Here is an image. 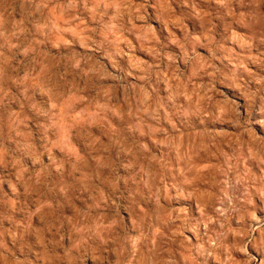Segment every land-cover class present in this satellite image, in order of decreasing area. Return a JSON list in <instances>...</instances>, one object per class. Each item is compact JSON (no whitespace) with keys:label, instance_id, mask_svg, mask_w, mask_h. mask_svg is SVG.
I'll list each match as a JSON object with an SVG mask.
<instances>
[{"label":"rangeland","instance_id":"rangeland-1","mask_svg":"<svg viewBox=\"0 0 264 264\" xmlns=\"http://www.w3.org/2000/svg\"><path fill=\"white\" fill-rule=\"evenodd\" d=\"M232 17L228 0H0V176L14 181L22 165L39 172L54 161L71 160L87 191L89 158L100 162L97 167L111 166L103 154L121 146L147 143L159 149L157 141L165 134L154 128L163 127L172 140L175 177L181 182L185 176L193 179L199 193L162 202V209L154 205L162 233L157 238L159 259L205 264L196 251L203 248L213 252L207 264H264L259 232L248 242L227 231L256 226L250 216L241 225L232 212L225 229L213 225L207 233L203 227L194 233L189 224L201 219L199 202L211 204L222 195L217 181L224 178L226 161L233 156L230 137L237 135L235 126L223 121L198 126L166 118L173 98L195 108L205 93H214L246 104L240 85L245 79L264 78V41ZM77 62L79 68L74 67ZM34 105L49 115L38 117ZM253 129L248 140L259 148L264 127L255 124ZM247 168L250 176L264 177L258 160L249 158ZM228 178L235 177L230 173ZM0 195L6 197L0 202L5 230L13 222L39 230L43 221L38 216L25 222L19 214L8 215L14 194L7 180ZM88 199L90 204V195ZM78 208L80 203L70 211ZM173 208L176 215L186 209V219L169 226L161 218ZM247 211L264 228V198L254 193ZM206 212L212 216L210 207ZM182 223L187 226L181 235ZM241 243L248 244L247 253L238 251ZM36 248L20 254L18 264H52L45 250ZM150 249L149 242L141 251L151 254ZM111 254L114 258L115 249ZM64 264H74L73 257L66 253Z\"/></svg>","mask_w":264,"mask_h":264},{"label":"clouds","instance_id":"clouds-1","mask_svg":"<svg viewBox=\"0 0 264 264\" xmlns=\"http://www.w3.org/2000/svg\"><path fill=\"white\" fill-rule=\"evenodd\" d=\"M228 6L233 11L235 24L251 30L264 41V0H228ZM74 67L79 68V62ZM253 83L255 87L250 86ZM240 87L246 104L233 98H218L214 93H205L195 108L191 103L186 106L173 98L166 107V118L198 126H215L223 121L234 125L237 133L230 137L234 142L233 156L226 161L224 178L217 181L222 195L211 204L207 200L198 203L201 219L189 222L191 231L199 234V229L203 227L207 233L213 225H219L223 230L228 214L236 212L241 225L250 216L256 226L247 230L242 227L228 228L227 231H235L241 240L247 237L248 242H251L254 233L259 232L264 242V228L260 227L256 214L247 211V206L253 203L254 193L264 198V177L257 179L250 176L247 168L249 158L258 160L264 166V144L254 148L248 140L249 133L254 131L253 125L264 127V78L254 81L245 79ZM34 107L38 117L49 115V110L44 107ZM159 119L165 117L161 115ZM154 132L165 134L162 142L157 141L161 145L159 149H150L147 143L134 145L132 149L121 146L103 154L110 158L111 166L97 167L100 162L94 163L89 158V167L85 170L91 173L87 191L72 170L71 160L63 163L54 161L39 172L34 167L22 165L14 181L0 176V186L7 180L14 194L8 215L19 214L25 222L38 216L43 221L38 231L33 230L30 224L26 226L25 223L14 222L12 228L5 230L2 227L3 214L0 213V260L3 264H18L19 255L36 251L37 245L45 250L46 259L50 258L52 264H64L66 253L73 257L74 264H113V260L114 264H176L173 259H159L157 238L162 233L156 226L153 207L162 209V202L174 203L181 198L196 197L199 188L193 179L185 176L181 182L175 177L176 161L170 147L172 140L163 127L154 128ZM176 147L179 149V144ZM179 158L183 160L184 156ZM2 159L3 154H0V161ZM16 163L19 164V161ZM185 171L181 168V175H185ZM230 173L234 180L228 178ZM5 199L4 195H0V202ZM76 203H80L81 208L70 211ZM85 204H89L86 209L83 208ZM209 207L212 216L206 212ZM176 212L175 208L167 212L161 218L162 222L172 226L176 220L186 219V209L180 208L179 215ZM186 226L181 224V235ZM149 242L151 254L142 252V247ZM212 243L215 244V241ZM247 246V243H241L238 251L247 253ZM113 249L114 258L111 254ZM196 251L204 258L205 264L213 255L212 251L203 248Z\"/></svg>","mask_w":264,"mask_h":264}]
</instances>
